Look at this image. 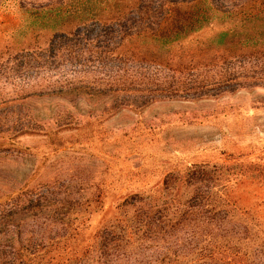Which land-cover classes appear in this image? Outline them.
I'll list each match as a JSON object with an SVG mask.
<instances>
[{"label":"rangeland","instance_id":"obj_1","mask_svg":"<svg viewBox=\"0 0 264 264\" xmlns=\"http://www.w3.org/2000/svg\"><path fill=\"white\" fill-rule=\"evenodd\" d=\"M129 17L125 28L130 30L129 24L138 17ZM13 19V13L0 10V45L21 38ZM219 26L213 21L198 31L171 34L172 42L163 46L142 34L115 46L112 40L121 35L116 24L104 19L83 24L79 30L87 43L78 39L80 53L59 64L57 77L62 82L101 84L106 72L119 68L117 73L124 77L118 88L141 90L144 99H162L112 114L100 112L99 101L81 102L79 111L70 108V127L62 125L58 131L59 147L53 134L58 127L50 116L53 108L65 103L59 96L36 93L56 76L51 78L45 69L38 70V75L33 70L13 75L0 64V114L6 115L0 119V204L9 207L25 196L41 197L46 205L41 223L53 219L52 200H77L75 208L84 221L81 241L87 244L115 215L124 197L157 188L165 171H183L191 162L219 164L230 153L252 158L263 151L264 60L219 56L216 43H210ZM244 180L233 187L239 207L233 221L241 218L240 223L244 219L249 223L247 243L234 247L238 237L234 235L227 253L238 252L240 259L244 254V263L250 264L253 252H264V189ZM31 228L29 220L26 229ZM200 253L198 246L192 249L190 260H198Z\"/></svg>","mask_w":264,"mask_h":264},{"label":"trees","instance_id":"obj_2","mask_svg":"<svg viewBox=\"0 0 264 264\" xmlns=\"http://www.w3.org/2000/svg\"><path fill=\"white\" fill-rule=\"evenodd\" d=\"M155 1L0 0V10L13 13L14 31L21 37L0 45V64L13 75L21 76L29 70L38 75V70L45 69L51 78L56 76L45 90L36 91L59 96L65 103L53 108L56 114L53 111L50 116L58 127L53 132L58 138L55 147L61 145L58 131L62 125L70 127V108L79 111L81 102L99 101L100 112L112 114L121 108H142L162 99H144L141 90L118 88L124 77L117 73L119 68L106 72L101 84H68L57 77L62 69L59 64L80 53L78 39L87 43L79 28L89 20L104 19L116 24L121 35L112 40L115 46L141 34L163 46L172 42L173 35L198 31L218 21L220 30L210 43H216L219 56L264 60V0ZM130 14H136L138 19L132 20L129 30L125 27ZM113 79L117 83H112ZM17 111L18 118L21 112ZM31 113L39 116L34 108ZM2 118L6 115L0 114ZM34 125L37 129L40 124ZM225 159L219 164L191 162L183 171H165L157 188L140 189L124 197L115 215L95 231L87 244L81 241L80 225L84 221L75 208L77 200H52L56 206L49 210L53 219L41 223L46 207L41 197L25 196L12 201L9 207L0 204V264H245L244 254L240 259L238 252L227 253L234 235L238 236L234 247L247 243L245 235L249 230L246 219L241 223V218L233 221L234 212L239 210L233 187L250 179L264 189V150L252 158L230 153ZM8 218L13 222L7 223ZM29 220L31 230L26 229ZM197 246L201 256L193 262L189 254ZM147 249L151 254L145 253ZM260 252L250 255V264H264V252ZM256 257L259 259L254 260Z\"/></svg>","mask_w":264,"mask_h":264}]
</instances>
